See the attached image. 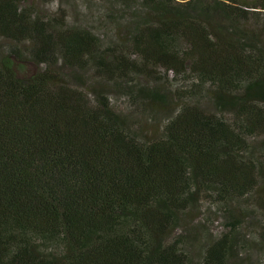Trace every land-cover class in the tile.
Wrapping results in <instances>:
<instances>
[{"label": "trees", "instance_id": "obj_1", "mask_svg": "<svg viewBox=\"0 0 264 264\" xmlns=\"http://www.w3.org/2000/svg\"><path fill=\"white\" fill-rule=\"evenodd\" d=\"M50 1L0 0V39L9 42L0 51V264L231 259L246 219L236 200L251 196L264 224V23L242 21L245 8L264 12V0H143V13L118 30L132 42L115 50L131 43L137 66L97 52L94 37L68 27L60 8L43 9ZM58 57L78 66L88 57L105 76L143 64L191 71L214 83L216 113L185 104L150 138L104 87L63 81L49 68ZM129 90L136 111L149 104L145 87ZM247 132L263 138L262 152L245 148ZM201 192L215 196L226 233L200 258L187 244L207 228L198 221ZM219 215L207 212L206 232ZM257 236L264 246V227Z\"/></svg>", "mask_w": 264, "mask_h": 264}, {"label": "rangeland", "instance_id": "obj_2", "mask_svg": "<svg viewBox=\"0 0 264 264\" xmlns=\"http://www.w3.org/2000/svg\"><path fill=\"white\" fill-rule=\"evenodd\" d=\"M143 0H52L43 9L47 13H53L60 8L66 14L68 27L72 26L87 30L93 37L95 49L97 52L104 53L110 56H122L126 63H133L137 66L140 59L131 43L128 48L121 53L116 52V46L123 47L131 41L122 39V34H118L119 29H125L128 22L132 19L130 15H141V4ZM109 10L106 12V9ZM241 9H243L241 7ZM246 13L245 22L253 20L264 23V12L253 9H244ZM249 10V11H248ZM40 11V9H38ZM112 12L111 18L109 12ZM263 14V15H262ZM128 31V30H127ZM9 43V42H8ZM8 43L0 39V51L7 50ZM176 54L178 57L186 55L187 46L184 41L178 38L176 46ZM88 57L81 66L65 65L61 57L55 61L49 60V68L58 72L61 78L69 85H73L81 90L95 91L104 87L107 90L108 100L117 105L118 111H121L123 117H128L130 121L136 123L138 127L146 130V136L150 138L153 135H163V130L167 121L173 114L178 112L185 104L197 106L199 110L215 114L213 103L210 99L214 91V83L203 76L194 74L191 71L176 73L175 71H166L164 68H152L143 64L139 69L130 67H120L119 70L110 73L109 76L101 75L97 72L94 63L88 62ZM48 64V63H47ZM129 64H126L127 66ZM48 66V65H47ZM143 70V71H142ZM130 87L146 88L148 96H150L149 104L142 106L139 110H135L129 104V89ZM156 93V94H155ZM231 114L224 113V117L228 118ZM245 148L253 146L255 149H262L263 138L255 134L247 132L245 134ZM262 152V151H260ZM201 200H203L202 214L198 221L201 225L208 228L206 222L207 212L213 211L215 217L219 214L214 211L219 203L216 202L214 195L208 192H201ZM240 214L246 216L244 223L240 226V235L244 239L238 244L237 253L228 261H223V264H260L259 258L264 256V246L257 236V231L263 229L262 218L259 212L251 205V196H244L240 200ZM235 206V203L233 201ZM238 205V206H239ZM213 216V215H212ZM210 230L200 231L198 239L191 244H187L189 255L202 257L203 250L206 247L222 237L225 231V218L219 215L215 222L209 220Z\"/></svg>", "mask_w": 264, "mask_h": 264}]
</instances>
